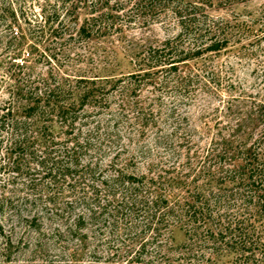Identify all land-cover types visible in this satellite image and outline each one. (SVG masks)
<instances>
[{"label": "trees", "instance_id": "trees-1", "mask_svg": "<svg viewBox=\"0 0 264 264\" xmlns=\"http://www.w3.org/2000/svg\"><path fill=\"white\" fill-rule=\"evenodd\" d=\"M171 2L177 32L161 45L145 48L133 72L84 85L82 79L72 82L60 76L37 82L24 100L19 89L14 102L0 105V145L16 156L14 171L24 174V183L41 191L47 188V193L49 187L66 183L74 191L72 199L60 200L55 215L64 220L51 234L85 241L87 227L120 224L121 244L106 247L112 259L121 253L115 264H213L189 255L198 228L214 238V233L222 234L208 226L212 210L221 209L225 200L219 190L198 186L191 194L192 180L166 175L152 159L163 151L181 152L193 142L184 108L212 78L189 63L220 52L240 24L210 15L211 0ZM55 11L43 18L48 28L62 26L64 18ZM84 30L82 24L77 34ZM261 33L263 38L264 30ZM263 107L264 102L257 112L262 120ZM218 155L211 152L212 157ZM206 171L209 180L236 184L245 200L258 202L264 197V128L251 142H242L231 162L216 161ZM200 172L201 167L190 165L186 175ZM44 195L33 191L18 200L46 208L58 202ZM6 201L1 197L0 205ZM19 216L40 232L38 212ZM179 223L186 228L187 240L174 245L168 240ZM172 250L178 253L176 260L168 254ZM238 251L240 264H259L244 241Z\"/></svg>", "mask_w": 264, "mask_h": 264}, {"label": "rangeland", "instance_id": "rangeland-1", "mask_svg": "<svg viewBox=\"0 0 264 264\" xmlns=\"http://www.w3.org/2000/svg\"><path fill=\"white\" fill-rule=\"evenodd\" d=\"M170 1L0 0V105L14 102L20 90L24 100L34 84L60 76L72 82L82 79L84 85L133 72L145 48L161 45L177 32ZM211 1L207 7L210 15L240 26L220 52L189 63L212 78L184 108L193 142L181 152L163 151L152 160L166 175L192 180L191 194L200 186L218 189L225 198L222 208H214L208 218L211 231L221 230L222 236L214 233V238L204 227L198 228L190 258L240 264L239 244L244 241L253 250L255 263L264 264V197L250 203L236 184L215 183L206 171L216 161L231 162L242 142H251L264 128V120L257 117L264 102V37H259L264 30V0ZM54 11L64 18L57 29L48 28L43 21ZM82 24L85 30L77 34ZM212 147L214 151H210ZM5 150L0 145V198H7L0 205V264H115L121 260L120 252L114 259L106 253L108 245L121 244L120 224L105 223L100 230L87 227L85 241L57 233L53 236L51 231L61 228L64 220L55 215L61 210L57 209L60 200L72 199L74 191L66 183L49 187L48 193L47 188H31L24 183V174L14 171L16 156ZM211 152L219 155L212 157ZM190 165L201 167V172L188 177ZM33 191L58 202L46 208L18 200ZM37 212L42 222L39 233L19 216L32 217ZM185 229L184 224L174 225L168 242L184 243ZM172 252L168 254L176 260L178 253ZM95 258L100 261H93Z\"/></svg>", "mask_w": 264, "mask_h": 264}]
</instances>
